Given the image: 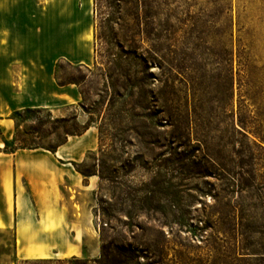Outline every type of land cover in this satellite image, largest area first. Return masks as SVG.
<instances>
[{"label":"rangeland","instance_id":"obj_1","mask_svg":"<svg viewBox=\"0 0 264 264\" xmlns=\"http://www.w3.org/2000/svg\"><path fill=\"white\" fill-rule=\"evenodd\" d=\"M90 41L88 66L60 63L80 93L60 115L12 119L17 55L0 56V148L97 135L92 242L19 264H264V0H92Z\"/></svg>","mask_w":264,"mask_h":264},{"label":"crops","instance_id":"obj_2","mask_svg":"<svg viewBox=\"0 0 264 264\" xmlns=\"http://www.w3.org/2000/svg\"><path fill=\"white\" fill-rule=\"evenodd\" d=\"M91 24L92 0H0V40L6 41L0 56L17 55V76L9 81L17 88L12 109L43 108L60 115L62 107L79 102L77 86L58 85L54 70L59 62L91 63V41L86 43ZM13 40H19L17 54L7 47ZM96 147V132L88 127L53 152L0 148V231L12 232L15 261L78 256L83 238L92 242L87 196L97 179L83 177L74 165Z\"/></svg>","mask_w":264,"mask_h":264},{"label":"trees","instance_id":"obj_3","mask_svg":"<svg viewBox=\"0 0 264 264\" xmlns=\"http://www.w3.org/2000/svg\"><path fill=\"white\" fill-rule=\"evenodd\" d=\"M151 50L153 51L154 54L156 53V52L154 51V49H151ZM60 63H62V62H59V63L56 64V66H55V70H54V77H55V80H56L57 84H58V85L76 84L75 81H72V80H61V79L58 77L57 72H58V69L60 68ZM64 63H66L67 65H71V64H69V63H67V62H64ZM76 66L83 67V66H81V65H76ZM41 109H43V108H34V109L23 108V109H21V110H15V111L12 112V114H11V118H12V119H16V118L20 117V116H21L22 114H24V113H30V114L36 115V114H38V113L40 112ZM86 129H87V127L84 128V130H82V131L79 132V133H65V134H64V139L58 141L57 144L55 145V147H48V148L34 147V148H43V149H46V150H48V151L53 152L58 146H60L61 144H63V143L65 142V140H66V138H67L68 136L79 135V134H81L82 132H84ZM4 145L6 146V143H5V142H4ZM5 146H4V151H6V152H13L14 150H17V149H30V148L19 147V148H15V149H11V150H10V149H9V150H6ZM80 164H81V163H78V164H75V165H74V167H75V169H76L77 172H79L83 177L93 175V173H85L84 171H81V170L79 169ZM116 249H117V250H121V247H119V246L117 247V246H116ZM112 260H115V259H112ZM13 262H14V264H19V261L17 262V261L14 260Z\"/></svg>","mask_w":264,"mask_h":264},{"label":"bare ground","instance_id":"obj_4","mask_svg":"<svg viewBox=\"0 0 264 264\" xmlns=\"http://www.w3.org/2000/svg\"><path fill=\"white\" fill-rule=\"evenodd\" d=\"M88 3L90 4L91 3V0H88ZM86 40H87V42L90 41V33H88V35L86 36Z\"/></svg>","mask_w":264,"mask_h":264}]
</instances>
